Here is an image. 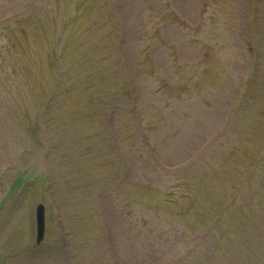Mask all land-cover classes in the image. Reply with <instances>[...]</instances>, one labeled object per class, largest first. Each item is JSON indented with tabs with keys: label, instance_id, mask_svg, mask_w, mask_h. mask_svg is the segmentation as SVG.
Masks as SVG:
<instances>
[{
	"label": "rangeland",
	"instance_id": "obj_1",
	"mask_svg": "<svg viewBox=\"0 0 264 264\" xmlns=\"http://www.w3.org/2000/svg\"><path fill=\"white\" fill-rule=\"evenodd\" d=\"M0 264H264V0H0Z\"/></svg>",
	"mask_w": 264,
	"mask_h": 264
},
{
	"label": "trees",
	"instance_id": "obj_2",
	"mask_svg": "<svg viewBox=\"0 0 264 264\" xmlns=\"http://www.w3.org/2000/svg\"><path fill=\"white\" fill-rule=\"evenodd\" d=\"M86 37H87V34H84V33L81 35H76V39H75L76 41L73 44V46H71V48L69 49L63 48L60 51L61 57L63 59L65 58V60L67 61H70L72 65H75L74 63L76 61L77 66H79V69H81L80 73L83 75V77L87 76L86 74L87 71H92L94 69L97 70L98 63H99V60L97 59L98 57L97 50L99 47L97 48V46L102 45V44L101 45L94 44L93 46H91L90 43L89 44L86 43V39H85ZM54 47L55 45L52 44V48ZM91 47H92V51L90 50ZM55 54L56 56L58 55V53L55 52L54 49H52V51L50 50V56L52 59L54 58ZM54 61L55 63H58V56L56 60L54 59ZM59 65L60 67H63L64 63H59ZM84 87H85V90H90L92 88V87H88L87 84H85ZM94 87L96 88L98 87V85L96 84ZM50 104L51 103H49V107H50ZM60 105H62V107H65L67 104L64 102L63 104H60Z\"/></svg>",
	"mask_w": 264,
	"mask_h": 264
},
{
	"label": "water",
	"instance_id": "obj_3",
	"mask_svg": "<svg viewBox=\"0 0 264 264\" xmlns=\"http://www.w3.org/2000/svg\"><path fill=\"white\" fill-rule=\"evenodd\" d=\"M35 224H36V242L40 243L44 234V208L38 205L35 211Z\"/></svg>",
	"mask_w": 264,
	"mask_h": 264
}]
</instances>
